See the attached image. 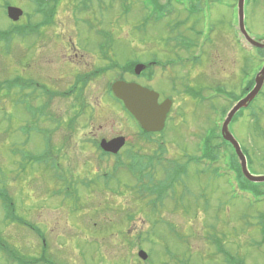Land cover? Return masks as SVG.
I'll use <instances>...</instances> for the list:
<instances>
[{
	"label": "rangeland",
	"instance_id": "rangeland-1",
	"mask_svg": "<svg viewBox=\"0 0 264 264\" xmlns=\"http://www.w3.org/2000/svg\"><path fill=\"white\" fill-rule=\"evenodd\" d=\"M105 1L108 7L110 1ZM144 2L130 0L131 13L127 16L113 5L106 15L101 14L102 22L94 11L83 16L85 21L80 16L76 19L73 3L67 2L58 9L56 25L44 39L33 42L15 38L9 49L0 46V82L6 84L0 90V189L7 191L15 207L12 215L19 219L5 222L6 208L0 201V235L15 252L12 258L0 251V264H19L16 259L20 257L24 264H38L43 236L48 257L56 264H225L214 237L243 264H264V244L260 243L264 199L254 204L252 197L237 195L227 177H215L212 170L203 173L204 165L197 167L188 161L189 156L199 155L200 138L220 118L209 103L200 101V95L193 97L185 93V88L190 85L198 94L208 96L210 88L221 87L241 96L244 73L250 70L252 78L261 66L260 58L249 60L240 49L236 0L204 3L209 6L208 13L202 14L207 22L204 30L211 39L202 60L167 66L169 69L162 71L164 75L151 84L163 97L172 99L168 124L153 143L139 138L136 123L106 92L119 71L88 78L84 88V83H75L78 75L110 65L97 49V31L109 32L113 44L106 49V55L120 65L129 60L148 62L156 58L166 62L177 58L176 49L183 50L179 38L186 28L181 25L183 29L176 30L178 44H171L175 34L171 35L170 29L186 14L178 7L167 18L157 14L155 18L164 19L149 23L147 32L140 31ZM6 5L18 6L33 15L28 0H0V29L10 26L4 13ZM191 19L188 25L192 30L194 17ZM87 20L93 21L96 28L88 29ZM195 21L196 33L188 27L194 44L202 28L201 17ZM245 27L252 38H264V0H246ZM64 41H71L74 46L66 51ZM66 53L75 60L74 68H69ZM189 56L190 52H186L180 58ZM154 70L161 73V69ZM21 81H33L50 92H71L73 85L76 89L68 97H51L34 87L25 91L31 95L28 99L20 90ZM216 105L230 107L221 101H216ZM33 106L45 107L55 122L49 117L34 121ZM245 110L243 116L234 115L229 128L239 141L249 172L264 176V88L263 95ZM252 112L259 118L253 119ZM45 129L52 132L50 141L54 147L46 160L49 167L42 157V163L36 162L45 150L39 130ZM115 136L126 139L122 150L126 161L131 153L154 156L155 152L160 153L158 144L164 142L165 164L157 167L154 162L151 168L154 173L159 169L156 182L165 175L167 178L169 168H185L187 161L191 164L188 174L186 168L180 174L182 182L176 181L174 201L170 194L159 204V211L152 212L148 199L139 196L135 178L120 172L117 178L111 175L108 185L102 181L101 175L113 172L114 158H101L93 141ZM25 155L29 158L23 159ZM217 166L225 169L223 163ZM83 181L92 183L84 186ZM140 250L147 254V260L139 258Z\"/></svg>",
	"mask_w": 264,
	"mask_h": 264
},
{
	"label": "water",
	"instance_id": "water-1",
	"mask_svg": "<svg viewBox=\"0 0 264 264\" xmlns=\"http://www.w3.org/2000/svg\"><path fill=\"white\" fill-rule=\"evenodd\" d=\"M239 1V28L244 35V37L248 40L249 43L258 47L264 48V43H259L254 41L249 37L245 30L244 26V2L245 0ZM9 15L12 19L18 20L22 15V11L17 9H9ZM142 69L141 66H138L136 71L140 72ZM137 72V73H138ZM264 85V68L257 75L255 80V88L251 91V93L242 101L237 103L232 111L229 113L224 125H223V137L226 141L230 142L238 155L240 160L241 168L243 175L245 178L252 183H263L264 176H253L249 173L247 169L246 158L242 154L240 147L232 134L228 130V126L234 117V115L242 108H246L260 93L262 87ZM113 90L115 94L123 99L127 104L128 108L136 115L139 122L148 132H160L163 130L168 113L171 110V102L166 101L162 105L158 104V95L152 91L141 88L135 84H129L125 82H118L113 86ZM125 139L118 138L112 140L110 142L102 141L101 147L106 152L118 153V151L124 146ZM140 257L143 260L147 259V255L144 252L140 253Z\"/></svg>",
	"mask_w": 264,
	"mask_h": 264
},
{
	"label": "trees",
	"instance_id": "trees-1",
	"mask_svg": "<svg viewBox=\"0 0 264 264\" xmlns=\"http://www.w3.org/2000/svg\"><path fill=\"white\" fill-rule=\"evenodd\" d=\"M39 1H41V3H39L40 10L41 11L46 10V18L42 22L41 21L39 22L40 26L38 28L45 29L46 27H49L52 24H54V15L57 12L58 8L60 7L59 4H61L60 2L62 0H39ZM84 1H85V5H87V3H92L94 0H84ZM128 1L129 0H110V6L107 7V9L117 4L120 7V9L122 8L124 12H127V10L129 9ZM154 3L156 7L158 8L157 2H154ZM21 36H22L21 28L18 25H15V26L13 25L11 28L7 30H0V44H4L8 48L13 43L15 38H20ZM130 72H132V68H130ZM253 84H254V81L253 79H251L250 88L253 86ZM5 85H6L5 82H2V83L0 82V90L4 88ZM254 119L256 118L254 117ZM149 137H150L149 134L143 133L144 139L149 141ZM212 139L213 138L211 137V135L206 138L203 147L200 149L201 151L200 161H207L213 165L216 164L219 160L231 163L232 168H233V173L235 175L234 178H235L236 187L240 190V192L250 194L253 196V198L258 199V201L260 202V200L264 198V184H253V183L248 182L241 173L238 160L233 150L227 153L226 151L225 152L223 151V148L213 147ZM220 142L225 143L222 140L221 136H219V142L217 143L218 146H220ZM150 165L151 163L147 165V168ZM145 169L146 167L142 168V170H145ZM175 177H176V171L172 173L171 175V182H175V179H176ZM0 199L2 200L3 205L6 208L5 219L10 220V221H18L19 219L18 218L14 219L12 215V212L15 209V207H14V203L12 202V199L9 197L6 190L0 189ZM261 218H262V226H261L262 239L260 243L264 244V216L261 215ZM217 248L219 251L222 249L220 245H217ZM0 251L7 253L12 258H14L15 256L14 254L15 252L12 249H10L9 246L5 242H3L1 238H0ZM225 256H226V261L228 264H243V262L240 261L238 258H235L228 253H225ZM47 259L48 258L45 252L43 256L41 257L40 261L42 260V262L46 264H52V261L49 259L48 261ZM16 260L18 261L19 264H24L22 262L21 257Z\"/></svg>",
	"mask_w": 264,
	"mask_h": 264
},
{
	"label": "flooded vegetation",
	"instance_id": "flooded-vegetation-1",
	"mask_svg": "<svg viewBox=\"0 0 264 264\" xmlns=\"http://www.w3.org/2000/svg\"><path fill=\"white\" fill-rule=\"evenodd\" d=\"M71 46H74L73 44H72V42H70V44H69V50L71 49ZM245 54V53H244ZM65 57L67 58V62H69V68L70 67H72V68H74V66H76L75 65V60H73L72 58H71V54H65ZM80 63H78V65H79ZM90 73V72H89ZM89 73H85V74H89ZM244 74H249V72L247 71V72H245ZM160 75V77H161V75H164V74H139V75H133V76H130V77H128L126 74H125V81H128V82H132V83H137V84H139V85H141V86H143V87H147V88H149V89H152L151 87H152V85L151 84H153L154 83V81H155V79L156 78H158V76ZM48 77H50L49 75H48ZM47 77V79L49 80V78ZM169 77H171V79L173 80V74H170L169 75ZM150 78H152V79H150ZM150 79V80H149ZM50 81V80H49ZM176 82V81H175ZM178 84V83H177ZM173 88H174V86H173ZM73 89L75 90V88L73 87ZM166 98H161V96H160V98H159V103H162L164 100H165ZM138 130H139V128H137ZM135 131L138 133V131L135 129ZM139 133H140V131H139ZM138 136H139V134H138ZM157 136H159V135H157V134H155V135H152V137L154 138V137H157ZM118 137H121V136H115V137H113V138H110V139H107V140H112V139H115V138H118ZM103 138H101L100 140H102ZM100 140H98V141H100ZM100 153V157L102 158V157H105V158H109V157H106V156H108V154L107 155H102V153L101 152H99ZM156 153V152H155ZM136 154H138V153H136ZM155 158V157H154ZM161 163H164L165 164V160H163V162H161ZM157 173L159 174V171H157ZM157 173H156V179H158V176H157ZM165 180H167V178H166V175H165V177L162 179V180H159V181H165ZM151 202V201H150ZM122 234H124V233H122Z\"/></svg>",
	"mask_w": 264,
	"mask_h": 264
}]
</instances>
